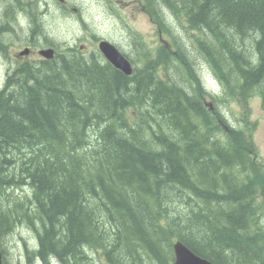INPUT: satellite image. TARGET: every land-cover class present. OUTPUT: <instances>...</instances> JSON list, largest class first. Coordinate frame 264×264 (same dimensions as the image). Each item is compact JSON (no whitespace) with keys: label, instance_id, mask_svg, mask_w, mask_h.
<instances>
[{"label":"trees","instance_id":"1","mask_svg":"<svg viewBox=\"0 0 264 264\" xmlns=\"http://www.w3.org/2000/svg\"><path fill=\"white\" fill-rule=\"evenodd\" d=\"M41 2L0 0V24L23 23L17 4L56 49L13 63L0 87L3 264H171L176 240L213 264H264V159L249 136V100L264 111V0H138L171 40L134 37L131 74L62 51ZM233 102L244 112L231 120ZM16 230L27 239L9 254Z\"/></svg>","mask_w":264,"mask_h":264},{"label":"rangeland","instance_id":"2","mask_svg":"<svg viewBox=\"0 0 264 264\" xmlns=\"http://www.w3.org/2000/svg\"><path fill=\"white\" fill-rule=\"evenodd\" d=\"M41 1L39 10L47 9L48 11L40 16L42 17L44 30L49 38L58 43L61 48L76 43L77 45L83 44L90 50H98L94 37L99 36L114 42L121 50L137 59L136 49H133L135 45L133 43L135 41L134 37L139 39L141 36L152 47L159 44L162 38L166 41L171 40V36L168 34L160 36L156 24L142 10L138 0H68L69 6L64 8L59 6L55 0ZM3 7V10L8 11V4L4 3ZM6 18L2 19L5 23L4 26L9 29L10 26L14 28L12 31L11 29L5 30L7 34L1 36L5 48L4 50L0 49V85L3 83L4 74L10 67V59L25 47V43L31 41L34 47L40 46L39 41H34L36 39L33 40L30 37L32 25L28 22V15L23 16L20 13L22 24L11 22L8 25L6 22L10 21ZM3 22L2 24H4ZM168 23L171 32L177 35V38L186 42L189 41L187 37L189 32L184 24L172 17ZM89 49L86 51H89ZM195 65L197 69H200L206 87L211 91L220 90L219 84L207 68L208 66L199 58L195 61ZM171 74L179 80L174 68L171 69ZM249 107L251 113L249 119L252 125L249 136L254 144L256 153L254 156L262 161L264 159V111L261 109L260 98L257 96L252 97L249 100ZM240 108L243 110L242 107ZM240 108L237 102L229 103L226 110H233L234 112L232 115L228 114V117L231 120L234 115L241 117L244 110L241 112ZM18 230L20 231V229ZM19 231L13 232L14 237L10 233V236L8 235L6 250L9 254H15L16 250L22 249V242L27 239V236L23 233L21 237L16 235V232ZM19 234H21V231ZM12 258L13 256L10 255V259Z\"/></svg>","mask_w":264,"mask_h":264},{"label":"water","instance_id":"3","mask_svg":"<svg viewBox=\"0 0 264 264\" xmlns=\"http://www.w3.org/2000/svg\"><path fill=\"white\" fill-rule=\"evenodd\" d=\"M63 1V0H59ZM99 49L103 53L104 57L113 64L116 68L120 69L126 74H131L132 65L128 58L123 55L120 50L108 40H101L99 42ZM28 49L22 50L21 54L28 53ZM38 53L44 58L51 59L54 56V49L51 47L42 48ZM174 260L171 264H213L210 260L196 254L186 244L180 240H176L173 243ZM0 264H2L0 253Z\"/></svg>","mask_w":264,"mask_h":264},{"label":"flooded vegetation","instance_id":"4","mask_svg":"<svg viewBox=\"0 0 264 264\" xmlns=\"http://www.w3.org/2000/svg\"><path fill=\"white\" fill-rule=\"evenodd\" d=\"M16 7H17V11H19L20 13H22V10H21L20 6L16 4ZM63 7H66V6L63 5ZM74 9H75V8H74ZM10 23H11V21L8 23V25H10ZM94 38H97V39L99 40V39L102 38V37L95 36ZM24 45H29V42H28V43H25ZM41 45H43V44H40V46H41ZM75 45H77V44L75 43ZM75 45H68V46L73 47V46H75ZM38 47H39V46L34 47L33 44L31 45L30 53H29L27 56H31L32 60H36V61H37V60H42V58L39 57V56H38V53H37V51H38ZM77 47H78L81 51H82V50H85V48H86L83 44H79ZM90 52H94V50L89 51V53H90ZM14 56H15V57H13V58L10 59V61H11V62H14V63L21 62L22 59H23L22 57H24V55H23V56H21V55L19 56V55L16 54V53H15Z\"/></svg>","mask_w":264,"mask_h":264},{"label":"bare ground","instance_id":"5","mask_svg":"<svg viewBox=\"0 0 264 264\" xmlns=\"http://www.w3.org/2000/svg\"><path fill=\"white\" fill-rule=\"evenodd\" d=\"M21 8V10H22V12H23V9H22V7H20ZM42 21V20H41ZM55 21V20H54ZM8 23V22H7ZM215 59V58H214ZM12 69V68H11ZM133 69H134V67H133ZM11 70H8V71H6V73L4 74V78L9 74V72H10ZM4 78H3V80H4ZM2 80V81H3ZM0 87H1V85H0ZM136 123V122H135ZM154 151V150H153Z\"/></svg>","mask_w":264,"mask_h":264}]
</instances>
